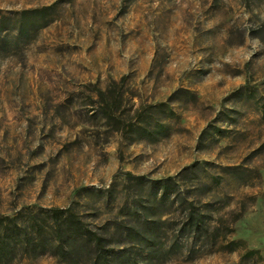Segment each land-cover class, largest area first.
<instances>
[{"label": "rangeland", "instance_id": "374dc122", "mask_svg": "<svg viewBox=\"0 0 264 264\" xmlns=\"http://www.w3.org/2000/svg\"><path fill=\"white\" fill-rule=\"evenodd\" d=\"M66 207L111 264H264V0H0V264H93Z\"/></svg>", "mask_w": 264, "mask_h": 264}, {"label": "trees", "instance_id": "16d2710c", "mask_svg": "<svg viewBox=\"0 0 264 264\" xmlns=\"http://www.w3.org/2000/svg\"><path fill=\"white\" fill-rule=\"evenodd\" d=\"M24 21L21 22L23 24ZM23 28V27H21ZM123 79V78H122ZM113 87L112 89H114ZM106 93L103 90L98 91V95L103 100V110L108 120L112 122H119V119L115 117L112 112V107L107 99ZM116 99V98H115ZM112 99L111 101H115ZM56 217V223L58 227H64L66 234L61 242V252L60 255L72 256L77 253V250L84 246L87 248L88 252H93L91 255V261L93 264H111L109 262V253L114 252V248L111 247L108 250L105 249L104 241L107 236L98 233L88 227L80 219L70 207L66 208H51L49 210ZM0 259H3L7 254L10 247L11 240L8 239V232H11L15 237L19 238L21 236V229L24 228L17 220V218L10 216L0 215ZM33 235V234H31ZM15 239V238H12ZM61 239V236L60 238ZM240 242L231 241L230 245L233 247ZM12 251V250H9ZM245 254L248 256L254 255L255 250L247 249Z\"/></svg>", "mask_w": 264, "mask_h": 264}]
</instances>
